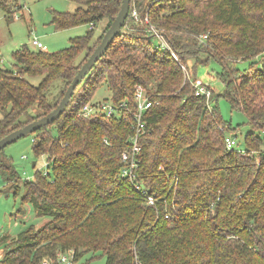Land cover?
<instances>
[{
  "label": "trees",
  "instance_id": "1",
  "mask_svg": "<svg viewBox=\"0 0 264 264\" xmlns=\"http://www.w3.org/2000/svg\"><path fill=\"white\" fill-rule=\"evenodd\" d=\"M72 1L76 7L54 11L52 21L58 28L90 23L87 33L56 51L24 43L13 50V67H0V138L59 103L122 3ZM16 5L23 7L0 0L10 15ZM201 65L215 70L220 93L198 77ZM197 78L212 89L209 99L196 94ZM101 84L111 91L101 101L128 107L84 115ZM138 85L154 103L144 111L137 181L155 204L120 174ZM219 95L248 118L242 150L226 145L236 129L220 115ZM262 129L264 0H131L122 32L64 112L31 133L47 165L24 181L22 200L48 220L1 236L0 264H59L70 249L74 261L90 252L105 264H264ZM5 148L0 173L17 191L21 175Z\"/></svg>",
  "mask_w": 264,
  "mask_h": 264
},
{
  "label": "rangeland",
  "instance_id": "2",
  "mask_svg": "<svg viewBox=\"0 0 264 264\" xmlns=\"http://www.w3.org/2000/svg\"><path fill=\"white\" fill-rule=\"evenodd\" d=\"M14 1L10 0V2ZM16 1L22 4L23 7L21 9H18V5L13 7L15 10L14 14L10 15L0 7V67H13V50L24 43L33 46L32 40L34 38L39 39L46 45L49 51H56L69 46L72 37L85 34L91 28L90 23L58 28L52 21L54 11L73 10L76 7L75 1ZM98 36L96 37L97 39ZM159 40L155 37L153 39L157 44L161 41ZM93 41L95 40L93 39ZM198 77L210 82L216 93H220L223 90V82L216 76V72L211 66H199ZM93 96V100L98 101L110 97L111 91L107 85L101 84ZM218 106L222 118L236 129L235 135L238 142L236 147L238 150L244 148L246 134L250 128L247 116L242 110L233 108L226 97L222 95L218 97ZM2 116L3 111L0 109V117ZM259 133L264 138V130L262 129ZM5 153L11 157L22 179L16 180L19 186L17 191H15L12 185L11 188L7 186L0 173V237L8 235L11 238L28 227H39L48 220V217L38 216L32 205L22 200V195L25 191L24 181L33 179L36 170L46 167L47 156L46 154L37 155L33 150V134L23 136L7 145ZM34 161L36 162L35 167L32 164ZM4 253L5 250L0 257ZM74 264H105V257L92 256V253L89 252L76 259Z\"/></svg>",
  "mask_w": 264,
  "mask_h": 264
},
{
  "label": "built area",
  "instance_id": "3",
  "mask_svg": "<svg viewBox=\"0 0 264 264\" xmlns=\"http://www.w3.org/2000/svg\"><path fill=\"white\" fill-rule=\"evenodd\" d=\"M132 15L139 19V13L137 9L132 11ZM146 21L149 22V18L146 17ZM152 28L156 30V28L152 25ZM32 44L36 47H40L42 49H46V45H44L39 39L34 38L32 40ZM195 91L197 95H205L208 99L212 95V89L209 88L208 84L204 82L202 79L197 78L193 82ZM136 99L139 101V106L136 112H134L135 124H133L134 133L131 135L130 144L123 150L122 160L124 161V166L121 169V176L128 177L133 181L136 185L137 189H139L146 198L148 204H155L156 197L153 193H151L146 187H141L139 181H137V168L140 162V153L142 150V145L140 143V136L146 130V120L144 117V111L150 107L154 102L151 99L150 95L144 90V87L138 85L136 87ZM128 107L126 102H121L119 105H116L112 102L106 101L103 102L101 100L92 102H86L83 107L84 115H90L95 111H102L107 113L108 115H112L115 111L121 108ZM226 145L228 148H235L237 146V138L233 135H227ZM242 150V149H241ZM244 152V151H243ZM40 264H52V262L48 258H44ZM59 264H74V251L68 250L61 254L59 258Z\"/></svg>",
  "mask_w": 264,
  "mask_h": 264
},
{
  "label": "water",
  "instance_id": "4",
  "mask_svg": "<svg viewBox=\"0 0 264 264\" xmlns=\"http://www.w3.org/2000/svg\"><path fill=\"white\" fill-rule=\"evenodd\" d=\"M130 6L131 0H122L121 7L115 18L104 32L100 42L96 45L86 61L73 77L59 103L43 116L36 118L1 137L0 150L19 138L27 136L35 132L37 129L52 123L64 112L70 103L78 85L91 71L97 61L106 53L116 36L122 32L125 21L130 14ZM32 164L34 166L36 162L34 161Z\"/></svg>",
  "mask_w": 264,
  "mask_h": 264
},
{
  "label": "crops",
  "instance_id": "5",
  "mask_svg": "<svg viewBox=\"0 0 264 264\" xmlns=\"http://www.w3.org/2000/svg\"><path fill=\"white\" fill-rule=\"evenodd\" d=\"M3 251H4V247L2 244H0V255L2 254Z\"/></svg>",
  "mask_w": 264,
  "mask_h": 264
}]
</instances>
